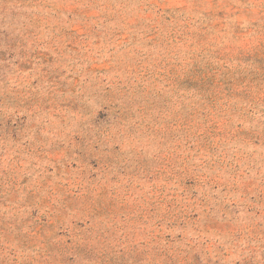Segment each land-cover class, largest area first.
Listing matches in <instances>:
<instances>
[{
    "label": "rangeland",
    "instance_id": "374dc122",
    "mask_svg": "<svg viewBox=\"0 0 264 264\" xmlns=\"http://www.w3.org/2000/svg\"><path fill=\"white\" fill-rule=\"evenodd\" d=\"M0 264H264V0H0Z\"/></svg>",
    "mask_w": 264,
    "mask_h": 264
}]
</instances>
